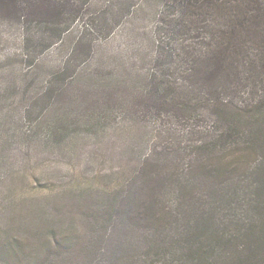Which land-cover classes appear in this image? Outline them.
<instances>
[{"label": "trees", "instance_id": "obj_1", "mask_svg": "<svg viewBox=\"0 0 264 264\" xmlns=\"http://www.w3.org/2000/svg\"><path fill=\"white\" fill-rule=\"evenodd\" d=\"M93 5L94 0H0V17L21 30L25 60L44 50L35 43V25L50 34L44 44L61 48L62 35L82 21L70 58L88 61L109 33L97 18L87 17ZM150 16L155 24L149 30L128 24L129 82L144 83L132 93L128 117L144 124L171 119L194 138L144 160L129 185L136 194L131 212L154 225L142 264H264V0L128 1V17ZM69 60L50 76L44 92L29 94L34 83H28L24 96L61 103L65 82L72 79ZM236 95L242 96L226 98ZM100 112L86 114L76 129L65 118L25 138L59 145L77 132H104L107 117ZM196 189L206 191L202 200H196ZM171 190L180 198L176 204ZM210 197L223 201L207 203ZM93 217L107 223L110 214L98 208ZM47 241L33 249L27 264H51L49 253L69 257L85 246V240L70 237Z\"/></svg>", "mask_w": 264, "mask_h": 264}, {"label": "rangeland", "instance_id": "obj_2", "mask_svg": "<svg viewBox=\"0 0 264 264\" xmlns=\"http://www.w3.org/2000/svg\"><path fill=\"white\" fill-rule=\"evenodd\" d=\"M128 1L94 0L87 17L97 18L109 33L97 43L93 60L88 61L76 55L70 58L82 21L62 35L61 48L44 44L42 38L50 34L35 25V43L45 45L44 50L25 60L21 58V30L0 17V264H27L33 249L63 237L85 240V246L69 257L50 258L49 253L51 264H142L145 259L154 225L131 212L136 194L129 193V185L144 160L161 158L168 147L188 146L194 137L171 119L166 124L161 120L144 124L128 117L132 93L144 84L141 80L129 82L128 24L147 30L155 24L153 16L143 21L128 17ZM68 58L72 79L65 82L67 96L61 103L48 105L36 102L37 97L32 102L30 95L24 96L28 83H34L29 94L44 92L50 76ZM172 78L178 81L176 75ZM239 96L226 98L237 100ZM94 110L107 117L101 126L104 132H77L59 145L41 137L30 142L25 138L45 124L57 125L60 119H68L75 129L81 127L85 115ZM77 116L83 120L81 125L70 121ZM207 123L211 124V118ZM196 192V200L206 194L204 189ZM170 199L174 204L180 200L173 190ZM221 201V197L206 198L207 203ZM98 208L109 211L107 223L93 217ZM8 246L16 253H10L13 250Z\"/></svg>", "mask_w": 264, "mask_h": 264}]
</instances>
